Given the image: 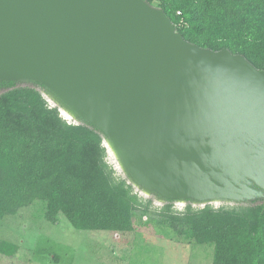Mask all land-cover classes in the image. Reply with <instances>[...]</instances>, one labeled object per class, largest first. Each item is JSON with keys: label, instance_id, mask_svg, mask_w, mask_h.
Masks as SVG:
<instances>
[{"label": "water", "instance_id": "obj_1", "mask_svg": "<svg viewBox=\"0 0 264 264\" xmlns=\"http://www.w3.org/2000/svg\"><path fill=\"white\" fill-rule=\"evenodd\" d=\"M0 81L105 134L146 197L264 199V69L188 41L147 0H0Z\"/></svg>", "mask_w": 264, "mask_h": 264}, {"label": "trees", "instance_id": "obj_2", "mask_svg": "<svg viewBox=\"0 0 264 264\" xmlns=\"http://www.w3.org/2000/svg\"><path fill=\"white\" fill-rule=\"evenodd\" d=\"M147 1L162 7L188 41L227 47L264 69V0ZM30 83L5 82L0 94V224L40 199L51 222L62 214L77 229L133 231L136 212H149L152 200L115 175L102 130L69 122L49 104L43 85ZM173 202L158 223L177 241L212 244V264H264V199L202 208L189 201L182 211ZM17 251V244L0 240V253Z\"/></svg>", "mask_w": 264, "mask_h": 264}, {"label": "rangeland", "instance_id": "obj_3", "mask_svg": "<svg viewBox=\"0 0 264 264\" xmlns=\"http://www.w3.org/2000/svg\"><path fill=\"white\" fill-rule=\"evenodd\" d=\"M26 85H32L30 82ZM4 90L0 91V94ZM44 95V94H43ZM45 96V95H44ZM51 106L53 102L45 96ZM61 115L73 120L64 112ZM107 161L115 175L126 178L115 159L107 152ZM151 199L149 212L139 209L130 232L82 230L75 228L64 215L57 222L45 216V201L36 200L21 208L15 215H7L0 224V240L18 245L16 254L0 253L5 264H212V244H190L177 241L172 232L158 223L159 212L166 204ZM188 202H173V209L182 211ZM232 203H212L215 207ZM202 208L204 205H195Z\"/></svg>", "mask_w": 264, "mask_h": 264}, {"label": "flooded vegetation", "instance_id": "obj_4", "mask_svg": "<svg viewBox=\"0 0 264 264\" xmlns=\"http://www.w3.org/2000/svg\"><path fill=\"white\" fill-rule=\"evenodd\" d=\"M5 82H7V81H0V91H2V90H5Z\"/></svg>", "mask_w": 264, "mask_h": 264}]
</instances>
